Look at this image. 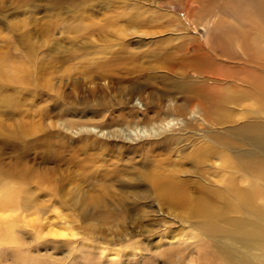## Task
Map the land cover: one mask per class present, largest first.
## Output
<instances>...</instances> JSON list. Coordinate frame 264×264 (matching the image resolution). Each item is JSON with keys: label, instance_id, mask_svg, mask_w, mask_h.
<instances>
[{"label": "rangeland", "instance_id": "1", "mask_svg": "<svg viewBox=\"0 0 264 264\" xmlns=\"http://www.w3.org/2000/svg\"><path fill=\"white\" fill-rule=\"evenodd\" d=\"M74 36L123 41L93 73L95 47L60 43ZM263 85L264 0H0V264L199 263L200 223L132 198L154 167L264 190L241 169L264 161ZM113 193L129 212L86 213Z\"/></svg>", "mask_w": 264, "mask_h": 264}, {"label": "bare ground", "instance_id": "2", "mask_svg": "<svg viewBox=\"0 0 264 264\" xmlns=\"http://www.w3.org/2000/svg\"><path fill=\"white\" fill-rule=\"evenodd\" d=\"M83 14L86 16L85 12H83ZM83 14H80V16L78 15V17L84 19ZM66 39L71 40L60 43H66L65 46L68 48H75L73 51L76 53L80 52L79 48L81 45H91L95 47L94 58L97 59V65L93 69V73L104 74L106 71L103 69L107 65L104 67L103 63H105V60L109 57L107 54H110L112 51L113 45L111 46V43L115 42L117 45V43L121 44L123 41H111L105 38L101 40L91 38L90 41H82V38L75 36L67 37ZM124 43L125 42H123V44ZM68 51H70V49H68ZM126 53L128 52L126 51ZM106 55L108 56L107 58ZM115 55L116 54H114V56ZM162 61L164 62V59ZM106 63H108V60ZM109 66L107 67L109 68ZM258 90L261 96H263L264 88L260 87ZM219 97L216 91H209L205 95L206 100H208L210 104L211 112L217 114L220 113L218 111L222 103V99ZM76 123L77 122H75L74 125H77ZM257 143H260V145L264 147V134L258 137ZM210 152L211 150L208 149V153ZM205 153L206 150L203 154ZM87 167L88 164L86 165L85 163L84 169H87ZM154 168L155 169H151L145 173V180L148 182V187H150L152 192L146 197L136 195L132 198L131 206L133 210L139 209V204L144 203L146 200L155 199L161 207H168V209L178 211L179 214L185 217H191L200 223V227L207 240L203 242L201 239H198L199 235H197L198 237L195 236L201 244V249L196 254V256L200 255V259L197 261L199 263L197 264H201V258L207 262L206 264H264V190L258 189L253 183H250L248 187L244 189L237 188L234 184L230 183L225 190H216L206 186V183H208L206 180V183H202L201 179H183L175 177L173 173H167L168 168ZM241 169H248L247 171L253 174L255 173L260 179L264 180V161L253 165H246V163H244L241 165ZM119 170L120 169L117 168L108 170L107 172L104 171L105 177H109L111 180H119L125 173L123 170H120L121 172ZM137 184L132 186L133 189H137L140 186V182L138 185ZM3 187L8 189V191L4 193L6 197H14L13 187L11 188V186L7 185H3ZM97 197L98 196L93 197L92 202L88 205L89 207L87 206L88 209H90L86 212L87 214L92 213L95 215L96 213L109 217L129 212V208L125 205L126 196L124 195H117L116 193L111 195V212L100 210L105 202ZM143 198L145 200H143ZM71 202H68L67 205H62L61 201H59V204L62 207L70 206L71 210H73V208H75L76 199H72ZM85 208L86 207L83 206V209ZM58 234L63 235V233L60 232ZM186 243L189 248L190 246L193 248L196 246V244H192L193 242ZM167 250L170 249L166 248L162 256L168 257L166 253ZM136 255L133 253L134 257ZM127 258V255L121 257L122 261H127ZM189 259L190 261L193 260V258ZM122 263L123 262L120 264Z\"/></svg>", "mask_w": 264, "mask_h": 264}]
</instances>
